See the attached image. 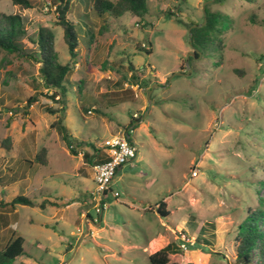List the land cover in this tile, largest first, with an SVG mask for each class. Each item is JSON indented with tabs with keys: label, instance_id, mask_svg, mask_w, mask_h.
<instances>
[{
	"label": "rangeland",
	"instance_id": "rangeland-1",
	"mask_svg": "<svg viewBox=\"0 0 264 264\" xmlns=\"http://www.w3.org/2000/svg\"><path fill=\"white\" fill-rule=\"evenodd\" d=\"M38 1L21 10L0 0V15L24 17L28 55L38 27L49 28L59 62L73 69L63 105L29 56L0 51V143L11 139L9 151L0 146V199L24 195L36 205L0 209V249L19 235L25 254L14 264H148L174 242L181 264H240L237 226L264 210V0H148L140 19L98 17L90 0H74L73 60L55 5ZM203 5L232 24L195 57L187 25L204 23ZM56 116L76 156L50 128ZM126 129L137 157L117 172L110 188L119 196L108 192L97 218L91 163L105 139ZM42 148L47 166L34 160Z\"/></svg>",
	"mask_w": 264,
	"mask_h": 264
},
{
	"label": "trees",
	"instance_id": "trees-1",
	"mask_svg": "<svg viewBox=\"0 0 264 264\" xmlns=\"http://www.w3.org/2000/svg\"><path fill=\"white\" fill-rule=\"evenodd\" d=\"M9 1L13 6L21 10H31L39 4L38 0ZM51 1L55 5L56 25L62 30L63 41L67 47L68 55L73 60L77 56L79 47V37L75 31V22L68 17L74 0ZM220 1L214 0V3ZM247 1L253 2L254 0ZM147 2L148 0H90V11L98 17H103L107 14L118 19L124 14L129 13L133 17L140 19L145 17L148 12ZM203 20L204 23L202 25H198L199 23H190L187 25L190 34V45L194 49L195 57L200 52H207L214 41L220 42V38L232 24V20L228 15L211 11L208 6L204 7ZM176 22L183 24L181 20H177ZM25 24L26 20L22 15H0V51L9 54L14 53L21 56H29L31 60L39 65L38 76L43 86L46 89L55 90L50 96L51 99L56 101V103L64 105V100L68 92L65 84L68 75L73 69V63L61 64L59 62L54 44V34L49 28L43 26L38 27L36 32L34 44L37 50L33 54L28 55V53H25L23 44L21 43V39L26 36ZM128 69L132 76L133 72H137L131 63ZM134 78L136 79L135 76ZM36 102V97L32 96L27 99L26 107L29 108ZM2 106L3 104L0 102V107ZM82 110L84 111L83 113L87 111L84 106H82ZM50 128L55 129L62 136V139L69 148L73 138L69 135L68 129L62 125L60 117L51 124ZM125 133L128 136L129 142H131L127 129ZM0 146L2 149L9 151L11 146L10 137L3 139ZM69 152L71 155H77L73 149L69 150ZM34 160L40 166H47V149H40ZM97 160L104 161L105 159L98 157ZM91 164L93 165L94 162ZM16 206L34 207L36 205L24 195H17L9 202L0 200V209H14ZM39 207L43 208L44 204H40ZM156 213L162 218L167 217L169 214L162 202L158 203ZM202 232H204V226L201 227L195 242L200 240ZM23 244L24 239L21 236L13 235L4 247L0 249V264H14L17 259L25 254ZM180 250L178 245L171 242L160 250L150 254L148 256V264H181L183 254ZM234 251L236 260L240 264H253L254 259L256 260L255 264H264V210L262 208L248 213L245 220L237 226L234 237Z\"/></svg>",
	"mask_w": 264,
	"mask_h": 264
},
{
	"label": "built area",
	"instance_id": "built-area-1",
	"mask_svg": "<svg viewBox=\"0 0 264 264\" xmlns=\"http://www.w3.org/2000/svg\"><path fill=\"white\" fill-rule=\"evenodd\" d=\"M91 114V111H87ZM104 161H93L92 174L95 188L92 192V197L96 201L95 213L100 217L107 210L106 197L111 192V184L117 174V171L124 165L130 164L137 157L138 148L134 143L129 142L126 133L118 132L104 140L102 143ZM75 150L74 145L69 146V150ZM80 155V154H79ZM117 192L112 193L113 198H117ZM97 219H95L96 221ZM184 249V244L182 245Z\"/></svg>",
	"mask_w": 264,
	"mask_h": 264
},
{
	"label": "crops",
	"instance_id": "crops-1",
	"mask_svg": "<svg viewBox=\"0 0 264 264\" xmlns=\"http://www.w3.org/2000/svg\"><path fill=\"white\" fill-rule=\"evenodd\" d=\"M90 110V109H89ZM54 114H57L58 115V112H54ZM58 117L56 116V119H57ZM116 135V134H115ZM132 142V141H131ZM133 143V142H132ZM10 149H11V146H10ZM100 152V155H99V158H104V154L102 153V151L100 150L99 151ZM99 152H97V153H99ZM123 168V167H122ZM122 168L121 169H119L117 172H119V171H121L122 170ZM91 177H92V179H93V174H92V171H91ZM1 200V199H0Z\"/></svg>",
	"mask_w": 264,
	"mask_h": 264
},
{
	"label": "water",
	"instance_id": "water-1",
	"mask_svg": "<svg viewBox=\"0 0 264 264\" xmlns=\"http://www.w3.org/2000/svg\"><path fill=\"white\" fill-rule=\"evenodd\" d=\"M204 5H203V7H202V11H203V15H204ZM192 50H194L193 48H192ZM193 56H195V52L192 54Z\"/></svg>",
	"mask_w": 264,
	"mask_h": 264
}]
</instances>
